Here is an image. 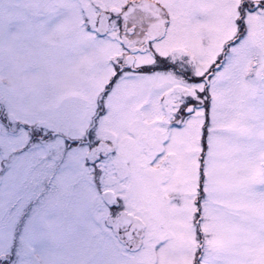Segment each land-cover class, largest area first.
<instances>
[{
	"label": "rangeland",
	"instance_id": "374dc122",
	"mask_svg": "<svg viewBox=\"0 0 264 264\" xmlns=\"http://www.w3.org/2000/svg\"><path fill=\"white\" fill-rule=\"evenodd\" d=\"M126 2L79 0L77 17L83 13L85 22L87 15L95 21L106 9L114 20L109 25L107 20L106 38L75 52L66 48L62 29L56 30L60 16L48 20L38 38L31 29L14 27L0 35V91L16 85L31 96L62 86L77 119L60 131L83 139L94 130L101 151L115 150L103 183L97 181L95 201L103 189H113L122 207L144 221L137 231L129 226L126 236L122 231L116 235L104 225L110 208L88 198L65 210L70 226L52 236L40 258L50 264H194V258L205 256L222 264H264V0H133L128 7ZM123 8L128 14L117 26ZM161 9L171 21L158 39ZM14 11L12 0H0V14ZM241 23L245 35L234 47L230 40L241 36ZM120 33L137 45L154 36L150 50L135 54L128 71L154 91L162 89L161 96L169 93L175 107L167 114L144 112L125 121L96 118L101 89L114 69L111 58L115 67L127 65ZM226 52L227 67L223 62L222 73L210 74V65L221 64L217 57ZM138 67L151 70L141 73ZM197 75L203 83L194 79ZM214 76L219 77L215 88L230 107L213 123L208 147L202 144V112L179 126L170 119L187 97L202 99L199 91ZM118 87L129 96V90ZM200 190L205 195H198Z\"/></svg>",
	"mask_w": 264,
	"mask_h": 264
},
{
	"label": "snow or ice",
	"instance_id": "6c2138e0",
	"mask_svg": "<svg viewBox=\"0 0 264 264\" xmlns=\"http://www.w3.org/2000/svg\"><path fill=\"white\" fill-rule=\"evenodd\" d=\"M12 4L15 9L13 14H0V35L9 27H14L17 31L31 29L38 38L47 21L60 16L63 19L56 30L62 29L67 37V49L75 52L81 45H91L106 38L108 30L99 33L96 21L91 17L88 22L84 21L83 13L77 17L81 7L79 0H12ZM244 35L241 23V36L232 41V45L235 47ZM157 60L162 58L157 57ZM217 60L227 67L223 56H218ZM163 63L166 65L167 61L163 60ZM157 66L153 64L151 68ZM129 67H114L111 77L101 89L97 117L125 121L139 119L144 112L167 114L175 107L166 96L160 95L162 89L154 91L130 73ZM150 70L137 69L141 73ZM223 70L220 63L214 62L209 67L213 73H222ZM67 79L77 83L70 77ZM194 79L204 82L201 75ZM218 79L214 76L211 83L204 84L198 93L202 99L189 96L173 113L176 117L174 126H179L194 112H202V144L208 147L214 132L213 123L220 122L230 107L223 99V91L218 92L215 88ZM118 85L129 90L128 97L121 95ZM64 96V88L59 85L36 91L31 96H26L16 85L0 91V98L5 103V110L0 112V264H50L40 257L47 250L52 236L63 233L65 227L70 226L65 210L88 198L97 207H109L114 214L122 208L119 202L109 201L105 205L103 198L95 201L97 181L103 183L105 170L113 163L115 150L101 151L94 130H88L83 139L68 138L60 131L77 119V111L65 103ZM126 99L129 100L127 104L124 103ZM85 152L86 155L83 154ZM206 181L207 178L202 175L201 182L206 184ZM202 195L205 193L202 192ZM194 264L222 262L198 256L194 258Z\"/></svg>",
	"mask_w": 264,
	"mask_h": 264
},
{
	"label": "flooded vegetation",
	"instance_id": "af4514ba",
	"mask_svg": "<svg viewBox=\"0 0 264 264\" xmlns=\"http://www.w3.org/2000/svg\"><path fill=\"white\" fill-rule=\"evenodd\" d=\"M110 17H111V19H110V21H112L113 22V17L110 15ZM120 17H122V16H120ZM119 20V22L121 23V21H124L125 22V17L122 19V20H120V19H118ZM124 24V23H123ZM128 43H130V42H128ZM131 44V43H130ZM125 215L126 214H123V215H121V212L120 213H118V215H116L115 216V218L113 219V218H108V220H109V222H110V225H114V223L113 222H115V224H117V223H124V222H129V223H132L134 226H136V225H139V223H141L138 219H135V221L134 222H131L132 220H131V218H128V217H125ZM122 216V217H121Z\"/></svg>",
	"mask_w": 264,
	"mask_h": 264
},
{
	"label": "water",
	"instance_id": "95a60500",
	"mask_svg": "<svg viewBox=\"0 0 264 264\" xmlns=\"http://www.w3.org/2000/svg\"><path fill=\"white\" fill-rule=\"evenodd\" d=\"M102 31H104L105 28H101V26L99 27ZM132 60L130 59L129 62H131Z\"/></svg>",
	"mask_w": 264,
	"mask_h": 264
},
{
	"label": "bare ground",
	"instance_id": "6f19581e",
	"mask_svg": "<svg viewBox=\"0 0 264 264\" xmlns=\"http://www.w3.org/2000/svg\"><path fill=\"white\" fill-rule=\"evenodd\" d=\"M129 11H130V9H129ZM129 11H128V12H129Z\"/></svg>",
	"mask_w": 264,
	"mask_h": 264
}]
</instances>
